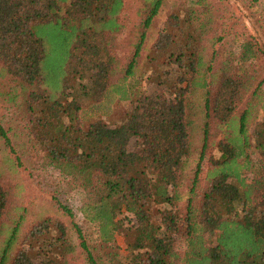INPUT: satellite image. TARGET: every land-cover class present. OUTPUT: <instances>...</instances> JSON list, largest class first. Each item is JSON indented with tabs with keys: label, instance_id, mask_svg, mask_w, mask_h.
I'll use <instances>...</instances> for the list:
<instances>
[{
	"label": "trees",
	"instance_id": "1",
	"mask_svg": "<svg viewBox=\"0 0 264 264\" xmlns=\"http://www.w3.org/2000/svg\"><path fill=\"white\" fill-rule=\"evenodd\" d=\"M139 3L121 66L125 0H0V78L24 128L0 117V264H264V46L214 65L203 42L224 37L192 0L141 58L163 0ZM111 94L129 104L116 122ZM22 146L85 193L102 254L56 196L22 198Z\"/></svg>",
	"mask_w": 264,
	"mask_h": 264
},
{
	"label": "rangeland",
	"instance_id": "2",
	"mask_svg": "<svg viewBox=\"0 0 264 264\" xmlns=\"http://www.w3.org/2000/svg\"><path fill=\"white\" fill-rule=\"evenodd\" d=\"M192 0H163V3L153 17L150 28L146 32V39L143 43V52L141 58H144L148 53L149 48L155 42L160 25L165 21L168 14H170L179 4L188 6ZM200 3L194 6L200 13L199 17L210 20L208 24V35L216 38L223 35L222 44L210 45L203 42L206 52L210 53L215 50L217 53L214 65H218L230 53H236L238 46L247 39L256 38L264 46V0H198ZM142 4L139 0H125L123 10L120 14V21L122 28L117 34L116 41L119 45V64L127 61L128 56L133 48V43L138 39L137 31L139 24L143 17L140 10ZM147 48V49H146ZM142 88L144 83L141 84ZM10 88V83L0 78V117L3 119L5 125H12L13 129L20 135L23 131V123L15 119L16 108L14 104L8 101L6 93ZM154 94H157L154 92ZM120 94H111L105 100V110L107 111L104 118L108 121L116 122L124 116L129 109V104L126 100L119 98ZM248 94H246V97ZM22 139V138H21ZM22 142V141H21ZM23 155L21 160L23 167L28 166V170L24 171L23 178L25 186L23 191V199L26 201L38 200V209L44 211L51 201V196H56L61 202L71 208L74 219L83 229L84 237H89L95 246V251L102 254L105 251L104 245L99 246L97 235L91 234V227L85 226L81 220L82 215L79 208L87 201L85 193L76 187L72 181L63 178L57 172H52L50 169H42L39 160L31 156L32 152L25 146H22ZM21 154V153H20ZM19 154V155H20ZM258 154L253 152V170L258 167ZM21 167V169L23 168ZM68 219V216H67ZM76 233H73V236ZM120 239H118V242ZM120 243V242H119ZM178 252H182L181 248Z\"/></svg>",
	"mask_w": 264,
	"mask_h": 264
}]
</instances>
